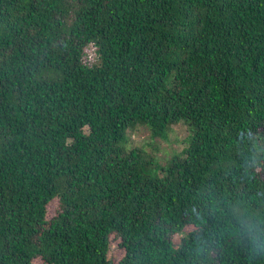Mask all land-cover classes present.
<instances>
[{
  "label": "trees",
  "instance_id": "16d2710c",
  "mask_svg": "<svg viewBox=\"0 0 264 264\" xmlns=\"http://www.w3.org/2000/svg\"><path fill=\"white\" fill-rule=\"evenodd\" d=\"M244 213L264 0H0V264H264Z\"/></svg>",
  "mask_w": 264,
  "mask_h": 264
},
{
  "label": "clouds",
  "instance_id": "9594fccd",
  "mask_svg": "<svg viewBox=\"0 0 264 264\" xmlns=\"http://www.w3.org/2000/svg\"><path fill=\"white\" fill-rule=\"evenodd\" d=\"M261 221L241 214L236 224H229L230 234L237 238L238 243L246 242L248 251L253 257L264 256V228Z\"/></svg>",
  "mask_w": 264,
  "mask_h": 264
},
{
  "label": "rangeland",
  "instance_id": "374dc122",
  "mask_svg": "<svg viewBox=\"0 0 264 264\" xmlns=\"http://www.w3.org/2000/svg\"><path fill=\"white\" fill-rule=\"evenodd\" d=\"M150 151L152 152V154H155V157H157L158 160H165L170 154V150L168 148L164 149V147L150 148ZM34 264H41V262L36 261Z\"/></svg>",
  "mask_w": 264,
  "mask_h": 264
}]
</instances>
